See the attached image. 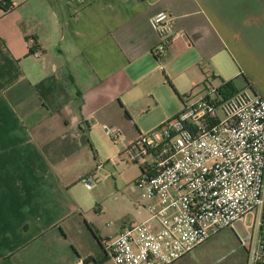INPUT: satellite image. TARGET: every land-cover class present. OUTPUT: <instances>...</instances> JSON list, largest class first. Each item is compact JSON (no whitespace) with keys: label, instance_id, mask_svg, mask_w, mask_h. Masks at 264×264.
I'll return each mask as SVG.
<instances>
[{"label":"crops","instance_id":"1","mask_svg":"<svg viewBox=\"0 0 264 264\" xmlns=\"http://www.w3.org/2000/svg\"><path fill=\"white\" fill-rule=\"evenodd\" d=\"M160 11L176 37L158 59ZM239 78L264 99V0H0V264L98 258L66 178L86 132Z\"/></svg>","mask_w":264,"mask_h":264},{"label":"built area","instance_id":"2","mask_svg":"<svg viewBox=\"0 0 264 264\" xmlns=\"http://www.w3.org/2000/svg\"><path fill=\"white\" fill-rule=\"evenodd\" d=\"M149 24L159 59L176 37L175 18L160 11ZM218 88L139 134L124 152L142 168L137 208L148 217L103 243L115 264H175L250 216L240 245L249 264H264V99L245 89L224 99ZM82 180L91 190L93 180Z\"/></svg>","mask_w":264,"mask_h":264},{"label":"rangeland","instance_id":"3","mask_svg":"<svg viewBox=\"0 0 264 264\" xmlns=\"http://www.w3.org/2000/svg\"><path fill=\"white\" fill-rule=\"evenodd\" d=\"M209 81L206 91L198 93L194 90L186 100L193 102L212 88L219 87L217 81ZM236 85V88L244 87L243 79L239 78ZM159 98L160 105L145 103L143 112L139 108L133 121L122 112L117 119L86 132L89 143L86 139L82 142L84 154L66 175L67 180L74 184L72 193L82 212L81 222L93 227L102 241L113 237L121 226L140 223L148 217L146 210L137 208L139 203H143L135 186L141 176L140 164L128 162L124 152L126 143L135 140L139 132H153L182 110L183 104L173 93H161ZM106 130L112 133L107 134ZM85 177L93 180L91 190L86 189L81 180ZM249 223L251 216L245 222L238 221L232 228L219 231L176 264H249L247 253L240 245V240L250 235ZM109 263L115 264L112 260Z\"/></svg>","mask_w":264,"mask_h":264},{"label":"trees","instance_id":"4","mask_svg":"<svg viewBox=\"0 0 264 264\" xmlns=\"http://www.w3.org/2000/svg\"><path fill=\"white\" fill-rule=\"evenodd\" d=\"M218 91L220 93V95L226 99L232 95H234L236 92H238L239 90L234 86L233 81H227V82H223L222 84H220ZM140 170L142 171V168H140ZM82 180V179H81ZM98 242L100 243V245L103 248V254H101L98 258L95 257H87L83 264H102L107 260H110L109 257L107 256L106 250L104 248L103 245V241L98 239Z\"/></svg>","mask_w":264,"mask_h":264}]
</instances>
